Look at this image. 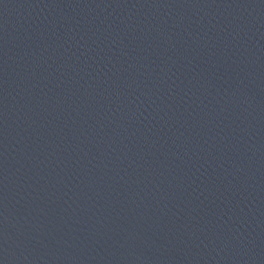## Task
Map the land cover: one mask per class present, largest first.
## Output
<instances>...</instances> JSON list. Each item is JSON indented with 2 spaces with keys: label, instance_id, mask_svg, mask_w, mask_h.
Wrapping results in <instances>:
<instances>
[{
  "label": "water",
  "instance_id": "1",
  "mask_svg": "<svg viewBox=\"0 0 264 264\" xmlns=\"http://www.w3.org/2000/svg\"><path fill=\"white\" fill-rule=\"evenodd\" d=\"M0 264H264V0H0Z\"/></svg>",
  "mask_w": 264,
  "mask_h": 264
}]
</instances>
